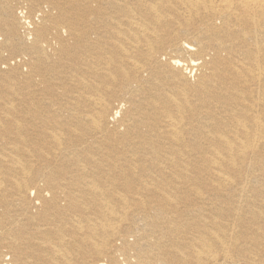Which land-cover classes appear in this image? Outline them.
I'll list each match as a JSON object with an SVG mask.
<instances>
[{
  "label": "bare ground",
  "instance_id": "6f19581e",
  "mask_svg": "<svg viewBox=\"0 0 264 264\" xmlns=\"http://www.w3.org/2000/svg\"><path fill=\"white\" fill-rule=\"evenodd\" d=\"M0 264H264V0H0Z\"/></svg>",
  "mask_w": 264,
  "mask_h": 264
}]
</instances>
